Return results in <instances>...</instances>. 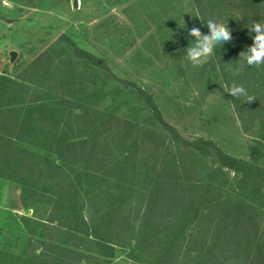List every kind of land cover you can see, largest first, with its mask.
Segmentation results:
<instances>
[{
    "label": "trees",
    "instance_id": "1",
    "mask_svg": "<svg viewBox=\"0 0 264 264\" xmlns=\"http://www.w3.org/2000/svg\"><path fill=\"white\" fill-rule=\"evenodd\" d=\"M192 4L201 23L228 22L232 39L215 55L238 59L224 75L226 96L243 133L263 131L255 142L263 147L264 65L239 54L253 43L251 22L264 21V0ZM89 67L108 70L74 48L70 58L44 52L26 70L0 74V178L53 197L39 264L88 263L96 246L145 264H264V162L182 138L149 101L153 115L141 126L95 111ZM233 81L247 96L227 94Z\"/></svg>",
    "mask_w": 264,
    "mask_h": 264
},
{
    "label": "rangeland",
    "instance_id": "2",
    "mask_svg": "<svg viewBox=\"0 0 264 264\" xmlns=\"http://www.w3.org/2000/svg\"><path fill=\"white\" fill-rule=\"evenodd\" d=\"M181 17L187 28L204 32L192 0H0V74L26 70L44 52L70 58L76 48L108 69L89 67L95 111L141 126L153 115L149 101L182 138L210 140L238 160L264 162V145L255 144L263 131L243 133L226 96L224 75L234 55L192 67L177 50L187 43ZM171 33L179 44L168 40ZM33 194L0 178V264H39L35 257L49 253L41 226L53 197ZM91 255L80 264H145L119 248L96 246Z\"/></svg>",
    "mask_w": 264,
    "mask_h": 264
},
{
    "label": "clouds",
    "instance_id": "3",
    "mask_svg": "<svg viewBox=\"0 0 264 264\" xmlns=\"http://www.w3.org/2000/svg\"><path fill=\"white\" fill-rule=\"evenodd\" d=\"M183 16V15H182ZM182 26L178 25L180 29H187V35L183 39L187 42L182 49H177L180 56L192 67H200L205 65L213 58L219 48V54L224 46L232 39L231 29L228 27V22L220 19L207 18L203 23L198 18L201 27L206 28V31L201 32L200 27L192 26L187 28L185 21ZM249 30V37L252 40V45L247 46L246 51H241L239 58L248 66L264 65V21H252ZM251 33H255L254 36ZM178 35V34H176ZM168 40H173L174 43L179 44V39H174V34ZM238 62V59L235 61ZM239 68L233 70V75H237ZM227 94L233 98L247 96L246 89L243 85L233 81L227 85Z\"/></svg>",
    "mask_w": 264,
    "mask_h": 264
},
{
    "label": "water",
    "instance_id": "4",
    "mask_svg": "<svg viewBox=\"0 0 264 264\" xmlns=\"http://www.w3.org/2000/svg\"><path fill=\"white\" fill-rule=\"evenodd\" d=\"M14 57H15V53L14 52H10L9 53V59H10L9 61L12 62Z\"/></svg>",
    "mask_w": 264,
    "mask_h": 264
}]
</instances>
